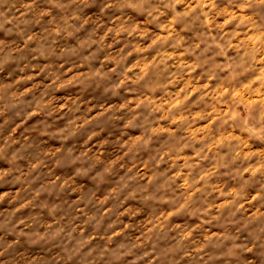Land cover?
<instances>
[{
  "label": "clouds",
  "instance_id": "9594fccd",
  "mask_svg": "<svg viewBox=\"0 0 264 264\" xmlns=\"http://www.w3.org/2000/svg\"><path fill=\"white\" fill-rule=\"evenodd\" d=\"M0 264H264V0H0Z\"/></svg>",
  "mask_w": 264,
  "mask_h": 264
}]
</instances>
